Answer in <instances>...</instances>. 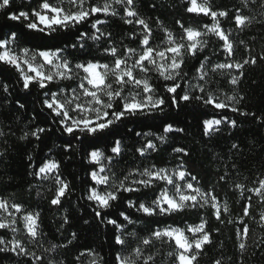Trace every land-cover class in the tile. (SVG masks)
Instances as JSON below:
<instances>
[{
  "label": "snow or ice",
  "instance_id": "6c2138e0",
  "mask_svg": "<svg viewBox=\"0 0 264 264\" xmlns=\"http://www.w3.org/2000/svg\"><path fill=\"white\" fill-rule=\"evenodd\" d=\"M186 2L187 13L206 17L211 23L186 27L177 20L179 31L174 32L156 17L154 29L140 15L135 0H38L36 7L28 10H9L13 0H0V11L23 30V34L17 30L0 34V70L9 69L14 75V79L7 80L0 76V93L5 94L0 108L10 105L5 109L8 118L0 126V140L7 144L6 137L15 135V113L27 111L19 98L11 99L13 89L38 93L40 108L28 117L34 126L26 128L19 139L32 137L41 141L44 136L51 138L55 129L60 140L56 147L65 153L64 159L70 160L71 153L79 150L87 164V183L77 203L83 200L92 213V220L85 218L83 223L110 226L112 247L116 249L112 260H106V254L95 249L84 248L75 257L77 264H85L89 258L92 264H162L164 253L157 244L170 247L166 255L171 264H200L220 228L212 229L203 215L198 223L184 222L183 226L167 223L165 218L207 208L223 225L230 209L227 200L216 192L217 183L231 185L242 199L239 226L235 229L240 258L235 264H244L250 231L247 221L264 227V211L258 214V220L252 214L253 197L257 203H264V170H256L241 180L239 168L243 161L238 164L232 160L224 164L215 182L203 187L185 164L184 158L190 155L185 147H172L176 163L170 166L152 163L141 167L134 159H150L159 151V145L168 141L165 134L185 132V128L167 119L159 136L136 130L148 118L167 117L166 109L177 113L182 106L211 109L201 119L202 135L209 139L223 129L230 132L242 127L225 112L254 118L264 126V116L240 107L243 95L225 94L222 99L214 82L215 74L226 73L228 83L237 86L246 66L264 60V52L251 55L245 40L236 39L253 23L264 27V0H238L239 7L223 8L216 7L213 0ZM151 7L156 10L158 5ZM109 17H119L133 26V31L115 38L107 28ZM222 19H231L234 29H225ZM156 31L162 39H156ZM32 33L48 42L29 44L25 37ZM211 37L218 41L215 48L209 47ZM237 46L248 52L242 60L236 59ZM221 56V62L213 60ZM190 60L197 61L191 72L186 70ZM41 113L45 114L44 124L36 122ZM128 138L135 142L129 145ZM228 151L234 156L243 153L237 142H232ZM6 152L0 150V158ZM128 157H133L132 162L121 167ZM27 159L37 187L50 185L46 189L52 193L50 199L40 191L37 195L49 206L63 208L74 190L62 172V161L52 148L39 164L31 155ZM124 194L131 195L124 199L121 210L118 205ZM39 207L0 196V254L14 258L16 264H65L55 254L73 245L78 240L77 233L71 232L66 242L45 247L49 238L42 228ZM141 217L152 219L153 226L139 227ZM69 223L65 212L61 227ZM227 223L234 222L228 219ZM20 232L26 239L17 238ZM256 247L264 249V239L256 241ZM36 248L42 249L41 254ZM213 264H223V259H215Z\"/></svg>",
  "mask_w": 264,
  "mask_h": 264
},
{
  "label": "trees",
  "instance_id": "16d2710c",
  "mask_svg": "<svg viewBox=\"0 0 264 264\" xmlns=\"http://www.w3.org/2000/svg\"><path fill=\"white\" fill-rule=\"evenodd\" d=\"M93 2H96V0H93ZM135 2L140 15L149 20L151 27L154 29L156 24L153 21L156 17L163 22L166 28L174 32L179 31L176 24L177 20L184 23L186 27H199L201 24L211 23V20L206 17L187 13L185 11L188 6L186 0H135ZM37 3L38 0H13L9 10H28L31 7H36ZM154 3L158 5L156 10L151 7ZM213 4L218 8L232 5L240 6L238 0H213ZM221 24L225 29H234L231 19H222ZM107 28L117 39L133 31V26L126 25L119 17H109ZM12 30L20 31L23 34L21 26L8 20L5 12L0 11V34H6ZM155 37L157 40L163 38L159 31L155 32ZM253 37L255 39H252ZM25 39L31 45H40L48 42L36 33L29 34ZM208 39L210 48H215L218 45V41L214 37ZM236 39L245 40L248 47L252 49L251 55L264 52V27L261 24L253 23L250 28L245 29ZM125 43L132 44L128 40H125ZM247 55L248 52L243 46H237V60H242ZM213 60L221 62L223 57H213ZM196 63L197 61L190 60L186 70L191 72ZM0 76L6 80L14 79V75L9 69L0 70ZM153 79H156V77L154 76ZM214 82L216 91L222 99L225 94L232 95L236 93L237 95H243L245 100L240 107L249 112H255L258 116H264V60H258L255 66H246L244 76L237 86H232L228 83L226 73L215 74ZM4 95L0 93V103H3ZM17 98L25 104L27 111L15 113L16 117H18L13 124L15 135L6 137L7 144L0 140V150H7L6 155L0 158V196L12 197L15 202L23 203L30 207H34L36 204L40 205L37 210L41 212L42 228L49 238L44 244L45 247H48L50 243L66 242L65 238H70L71 232L75 231L77 233L78 240L74 241L73 245H70L67 249L61 248L55 254L57 259H62L65 264H77L75 257L84 248L95 249L101 255L106 254V260L111 261L116 249L112 247L110 226L99 227L96 222L85 225L83 220L87 218L91 221L92 213L83 200L77 203V199L82 195V189L87 183L85 174L87 164L84 162L82 154L77 150L71 153L70 160L64 159L65 153L56 147L60 140L58 139L59 134L55 132V129L51 138L44 136L41 141H36L32 137L27 140L19 139L26 128L34 126L29 124L28 117L33 114V111L39 110L40 102L38 93L29 94L19 88L12 91L11 99L15 100ZM9 106L5 104L4 108H0V126L8 118L5 115V109ZM205 111L211 112V109L200 110L195 106L190 108H183L182 106V110L178 113L166 109L167 117H153L142 121L139 127H136V130L142 132L151 131L156 136L162 134L161 126L164 119L172 122L177 127L185 128V132L182 134H165L169 137L168 141L159 145V151L152 153L150 159L142 160L138 156L134 157L137 165L143 167L152 163L157 166L175 164L176 155L171 151L172 147L175 146L185 147L189 151L190 155L184 158L185 164L193 174L199 177L203 187H208L210 182H215L218 175L223 172L224 164H230L232 160H236L238 164L243 161L242 166L239 168L241 180L246 176L251 177L256 170H264V126L258 124L254 118H244L231 112H225V114L237 119L242 124V127L232 129L230 132L227 129H223L209 139L203 136L201 131V119L205 118ZM36 122L44 124L45 114L41 113L37 116ZM4 131H7V129H4ZM127 142L131 145L135 140L128 138ZM232 142H237L241 145L243 149L242 155L234 156L233 153L228 151ZM103 144L104 141H101V146ZM49 148H52L56 158L62 161V172L71 182V187L74 190L71 198L64 202L63 208L49 206L46 200H42L37 195V191L42 192L46 198L50 199L52 193L46 190L50 185L38 188V182L30 175V162L27 157L31 155L39 164ZM132 159L133 157L126 158V163L121 167H127L132 162ZM215 187L216 192L227 200L230 209V215L226 218L223 225H219L215 221L211 215V210L207 208L199 211L189 210L184 214L165 219L167 223H171L174 226H183L184 222L188 224L198 223L200 216L203 215L209 220L212 229L219 227L220 231L214 235L212 245L206 247L200 264H213L215 259L220 258L223 259V264H235L240 258V252L237 247L239 241L235 235V229L239 226L238 220L242 199L238 193L232 191L231 185L217 183ZM129 195L131 194H124L121 197L118 205L121 210L125 207L124 199ZM253 203L252 214L258 220V214L264 211V203H257L255 197H253ZM65 212L69 217L70 223L61 227L62 217ZM140 219L142 224L139 227L150 228L153 226L152 219L144 217ZM228 219H231L234 223H227ZM247 222L250 231L247 252L243 256L244 264H264V249L256 247V241L264 239V227L258 226L253 221ZM106 233L108 234L107 239L105 238ZM17 238L26 239L23 232H20ZM157 247L164 253L162 264H171L166 255L167 251L171 250L170 247L159 244H157ZM35 250L38 254L42 252V249L39 248ZM0 264H16V261L7 254H0ZM85 264H92L91 258L86 260Z\"/></svg>",
  "mask_w": 264,
  "mask_h": 264
}]
</instances>
